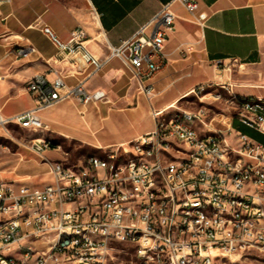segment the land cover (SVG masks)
<instances>
[{
    "label": "built area",
    "instance_id": "2783aa9c",
    "mask_svg": "<svg viewBox=\"0 0 264 264\" xmlns=\"http://www.w3.org/2000/svg\"><path fill=\"white\" fill-rule=\"evenodd\" d=\"M86 1L97 16L92 0ZM176 1L205 27L208 15L197 0H171L131 37L107 43L105 58L91 51L83 27L65 40L49 24L38 25L71 64L91 68L88 77L111 58L121 59L151 99L153 80L168 64L164 46L175 27ZM32 51L21 47L17 54L27 57ZM216 64L227 67L224 60ZM28 90L35 105L12 117L0 112V126L15 123L43 132V110L72 98L83 104L106 98L104 90L91 91L84 80L69 85L54 69L35 75ZM204 90L205 85L194 93ZM230 92L235 106L227 114L207 122L206 105L175 113L154 110V130L104 159L92 155L79 165L47 159L45 153L57 146L30 139L27 147L48 162L53 179L41 187L0 180V264H117L118 244L131 249V264L264 261V105L242 103ZM236 120L263 139L235 129ZM72 232H80L79 241H72Z\"/></svg>",
    "mask_w": 264,
    "mask_h": 264
},
{
    "label": "crops",
    "instance_id": "0c3cea01",
    "mask_svg": "<svg viewBox=\"0 0 264 264\" xmlns=\"http://www.w3.org/2000/svg\"><path fill=\"white\" fill-rule=\"evenodd\" d=\"M169 1L92 0L98 12L94 17L96 26L77 0H11L0 5L1 114L14 116L32 108L35 102L28 90L31 79L52 69L65 76L69 85L84 80L89 90H104L106 98L97 103L83 104L72 98L40 112L47 127L32 138L54 141L63 155L60 161H67L64 154L69 151L63 148L67 141L82 143L100 153L115 150L154 130V110L169 112L197 88L217 79L224 80L223 84L234 92L232 69L264 62V0H197L200 11L208 15L205 27L194 20L183 4L174 2L175 27L164 46L168 64L153 80L151 99L139 91L121 59L111 58L88 77L91 68L71 64L38 25L49 24L65 40L72 30L83 27L89 34L91 51L105 58L109 52L107 43L117 45L131 37ZM21 47H32L33 51L27 57L19 56L17 50ZM219 59L227 67H218ZM261 85L264 83L257 88L262 89ZM259 94L263 93L252 92L240 98ZM131 116L144 121L133 122ZM32 138L17 147L7 175L16 183L41 187L50 183L53 176L43 158L26 156ZM0 180L6 179L1 175Z\"/></svg>",
    "mask_w": 264,
    "mask_h": 264
},
{
    "label": "rangeland",
    "instance_id": "374dc122",
    "mask_svg": "<svg viewBox=\"0 0 264 264\" xmlns=\"http://www.w3.org/2000/svg\"><path fill=\"white\" fill-rule=\"evenodd\" d=\"M77 1L84 5L93 26H96L94 13L91 6L85 0ZM95 34L98 35L97 32ZM223 82L224 80L217 79L214 82L208 83L207 85H205L204 91H202L198 95L192 93L186 96L176 105V107H173L169 112L175 113L181 109L196 110L201 106L206 105L210 108L209 115L206 119L207 122L210 121L211 117L216 116L217 113L227 114L229 110L234 109L235 103L231 101V89L227 90L226 88H224L222 85ZM260 83H264V62L259 65L248 67H234L232 69V85L234 86V93L237 96H248L247 94H250L252 92L256 94L264 93V90L257 88V85H259ZM216 95H220L222 99H215ZM7 113L8 109L4 111V115L6 116ZM6 117H12V115ZM138 120L142 122L144 121L142 120V118L139 119L136 116H131V121L137 122ZM215 125L222 126L220 123H215ZM195 127L202 134L208 133L204 125L195 124ZM234 127L235 129L245 132L255 138L263 139V137L245 127L238 120L234 122ZM36 134L37 133H34V131L21 128L15 123L8 124L6 128L0 126V176H4L6 181H11L8 180L9 175H7V172L12 167V164H10V158H12L11 156H13L14 152H16V149L21 142H24L25 139L34 137ZM64 146L65 147L63 148L69 151V153L65 152L66 154L64 155L68 158L66 162L70 165H79L87 157L92 155L100 157H104L106 155L105 151H102L101 153L95 152L92 149L87 148L82 143L75 141H67ZM26 156L29 158L39 157L31 150L26 153ZM45 156L50 160H61L63 155L58 149H51L45 153ZM117 246L122 250L116 252V263L131 264V249L124 244H118ZM236 264H264V261L247 259L243 260L242 262H237Z\"/></svg>",
    "mask_w": 264,
    "mask_h": 264
},
{
    "label": "bare ground",
    "instance_id": "6f19581e",
    "mask_svg": "<svg viewBox=\"0 0 264 264\" xmlns=\"http://www.w3.org/2000/svg\"><path fill=\"white\" fill-rule=\"evenodd\" d=\"M242 103H254L256 105H264V97H249V98H240ZM97 159H104V157L97 156ZM80 232H72V241H79Z\"/></svg>",
    "mask_w": 264,
    "mask_h": 264
},
{
    "label": "trees",
    "instance_id": "16d2710c",
    "mask_svg": "<svg viewBox=\"0 0 264 264\" xmlns=\"http://www.w3.org/2000/svg\"><path fill=\"white\" fill-rule=\"evenodd\" d=\"M53 142V145H55L56 146V144H55V142L54 141H52ZM87 147V146H86ZM87 148H89V147H87ZM90 149V148H89Z\"/></svg>",
    "mask_w": 264,
    "mask_h": 264
}]
</instances>
